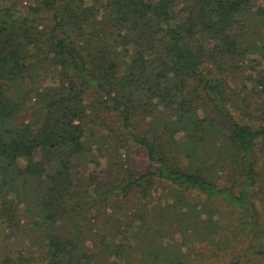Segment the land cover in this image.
Returning <instances> with one entry per match:
<instances>
[{
    "label": "trees",
    "instance_id": "trees-1",
    "mask_svg": "<svg viewBox=\"0 0 264 264\" xmlns=\"http://www.w3.org/2000/svg\"><path fill=\"white\" fill-rule=\"evenodd\" d=\"M256 8L37 0L21 15L0 6V264H34L36 253L43 264H208L186 251L215 241L219 208L245 234L225 243L226 264L264 260V65L243 90L231 82L249 56L264 61V38L245 29ZM46 69L56 80L32 86ZM157 187L175 200L129 209ZM186 193L199 201L183 202ZM170 230L184 247L163 241Z\"/></svg>",
    "mask_w": 264,
    "mask_h": 264
},
{
    "label": "rangeland",
    "instance_id": "rangeland-1",
    "mask_svg": "<svg viewBox=\"0 0 264 264\" xmlns=\"http://www.w3.org/2000/svg\"><path fill=\"white\" fill-rule=\"evenodd\" d=\"M37 0H3L0 1V6L5 7L8 5L13 4V10L16 12V14H26L28 11L29 5L35 3ZM96 2L97 5L102 2V0H87ZM257 8L256 10L251 14L248 26L245 28L247 33L250 37L254 39V41H261L264 38V0H256ZM264 65V61L259 56H249L246 60H244L240 66V68L231 76V82L232 85L236 86L237 88H241L242 90L246 85L250 84V78L252 74L257 70L259 67ZM56 80V74L52 70L46 69V70H39L37 76L32 80L33 83L32 86H40L46 83H52ZM30 83V82H29ZM21 89L23 90L24 87L21 86ZM102 128V127H100ZM90 133L93 132V129H89ZM104 129L99 130V134L96 133V136H99L101 133H103ZM98 143V142H97ZM96 144V142H93L92 145ZM124 154H133L134 150L130 146H124L123 148ZM36 158L44 160L45 154L41 151H38L36 153ZM105 158V157H104ZM104 158L101 159V164L105 165ZM23 162L20 161L17 165L18 169L22 167ZM81 166L85 167L87 171H91L94 168L96 169V165L94 162H83ZM82 168V167H81ZM82 174H87V172L83 171L81 169ZM11 195L15 197V193L11 192ZM129 200L131 201L128 204V207L130 210H136L137 208L149 210L152 207H161L167 202H171L175 200V197L173 196L172 192L166 188L161 189L160 187L150 192L147 199H139L137 197H130ZM119 201V200H118ZM198 202V198L194 197V194L186 193L183 195V202ZM121 203V201H120ZM161 205V206H160ZM119 206H121L119 204ZM118 206V208H119ZM117 208V209H118ZM119 209L121 210L120 218H126L125 207H121ZM221 216H218V221L222 223V226H220L217 229V232L215 234H212V237H214L215 241L211 240V237L204 236L203 240L198 239L197 242H193L192 245L189 247V249L186 251L188 253H191L196 259H193V263H201L204 261H207L208 264L213 262L212 264H226L227 260H229V250L228 248H225V243L228 245L237 244L240 245L244 239L245 234L241 229L236 228L235 224H237L236 219L232 215H228L221 208ZM26 211V208H23V212ZM28 214V212H27ZM106 218V223L110 225L111 223L108 221L110 220L108 214H103ZM195 231H202V229H198ZM193 232V231H192ZM166 236L163 238H158L160 241L163 239V241L171 240L176 243V245L180 246L183 244V237L178 233L174 234L173 231H167L165 232ZM195 234V233H194ZM203 234V233H202ZM130 234H117L116 239L117 241H128L130 240ZM224 238H229L230 242L223 241ZM219 246L223 248L220 249ZM227 246V245H226ZM219 248V249H218ZM185 250V249H184ZM38 255V260L35 261L34 264H43V253H36ZM206 262V263H207ZM108 263L110 264H123L120 263V261H116L115 259L108 260ZM138 264V263H136ZM255 264H264V260L256 261Z\"/></svg>",
    "mask_w": 264,
    "mask_h": 264
}]
</instances>
